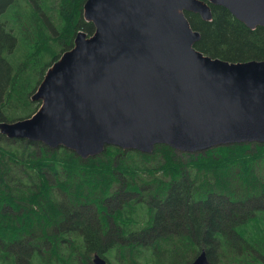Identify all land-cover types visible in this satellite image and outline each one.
<instances>
[{
	"label": "trees",
	"instance_id": "1",
	"mask_svg": "<svg viewBox=\"0 0 264 264\" xmlns=\"http://www.w3.org/2000/svg\"><path fill=\"white\" fill-rule=\"evenodd\" d=\"M85 2L0 0L1 124L31 118L40 107L31 96L53 60L78 32H94ZM57 5L69 26L59 52L35 72L26 58L46 44L41 30ZM211 10L210 22L186 13L199 52L231 64L264 60V27L252 31L227 9ZM203 251L210 264H264V144L192 154L109 146L85 160L0 130V264H93L96 256L191 264Z\"/></svg>",
	"mask_w": 264,
	"mask_h": 264
},
{
	"label": "water",
	"instance_id": "2",
	"mask_svg": "<svg viewBox=\"0 0 264 264\" xmlns=\"http://www.w3.org/2000/svg\"><path fill=\"white\" fill-rule=\"evenodd\" d=\"M211 6L264 27V0H86L94 32L80 31L48 69L32 96L38 111L1 133L85 160L109 146L192 154L264 144V60L231 64L195 48L201 35L186 13L210 22ZM192 264H209L207 253Z\"/></svg>",
	"mask_w": 264,
	"mask_h": 264
},
{
	"label": "rangeland",
	"instance_id": "3",
	"mask_svg": "<svg viewBox=\"0 0 264 264\" xmlns=\"http://www.w3.org/2000/svg\"><path fill=\"white\" fill-rule=\"evenodd\" d=\"M55 10L57 11L54 14L55 19L53 18L54 19L53 21L51 20L50 23H46V27H44L45 29L41 30L42 31L41 34L43 36V39L46 42V44L43 46V49H41V50H44V54L42 55L40 53V51H41L40 50L38 53L34 54L33 56H31V54H30L29 59L26 58V61L28 62V65L30 68H32V66H35V68H34L35 72L40 69V65L42 63L43 64L47 63L51 56H53L54 54L59 52L61 45L59 43L60 40L58 38H60V36L62 35L61 31L62 30L66 31L68 26H69L68 21L66 19H64V17L61 15V8L59 5H57L55 7ZM75 36H74V38H75ZM63 54L64 53L60 54V56L58 58L54 59L51 65H53L55 62H57ZM28 77H26V79H28ZM36 84H37L36 82L32 83V85H36ZM39 85H40V83H39ZM38 86H37V88H38ZM35 91L36 90H34V92ZM34 92H33V94H34ZM33 94H32V96H33ZM32 96H31V100H32ZM32 102L38 103V102H35L33 100H32ZM0 125H2V124L0 123Z\"/></svg>",
	"mask_w": 264,
	"mask_h": 264
},
{
	"label": "bare ground",
	"instance_id": "4",
	"mask_svg": "<svg viewBox=\"0 0 264 264\" xmlns=\"http://www.w3.org/2000/svg\"><path fill=\"white\" fill-rule=\"evenodd\" d=\"M3 124H11V123H3ZM102 261H104L106 264H107V262L104 260V259H102L100 256H98ZM193 263V262H192ZM191 263V264H192ZM209 264H210V262H209Z\"/></svg>",
	"mask_w": 264,
	"mask_h": 264
},
{
	"label": "flooded vegetation",
	"instance_id": "5",
	"mask_svg": "<svg viewBox=\"0 0 264 264\" xmlns=\"http://www.w3.org/2000/svg\"><path fill=\"white\" fill-rule=\"evenodd\" d=\"M103 259V258H102ZM105 260V259H104ZM106 261V260H105ZM107 262V261H106ZM107 264H109L108 262H107Z\"/></svg>",
	"mask_w": 264,
	"mask_h": 264
}]
</instances>
